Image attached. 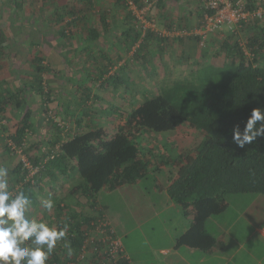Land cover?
<instances>
[{"label": "trees", "instance_id": "16d2710c", "mask_svg": "<svg viewBox=\"0 0 264 264\" xmlns=\"http://www.w3.org/2000/svg\"><path fill=\"white\" fill-rule=\"evenodd\" d=\"M17 1L1 0L0 4L14 8L17 6ZM54 1L44 0L49 7H53ZM135 1L141 2L140 0ZM244 1L249 9L257 4L252 0ZM116 3L122 4L123 0H116ZM142 4L143 6L139 9L144 14L149 11L148 8L152 4L154 5L152 2L146 4L145 0ZM258 4L264 5V2H258ZM93 6L94 0H82L80 6H72L74 8L67 9L66 16L69 14L71 16L59 29V36L65 38L66 41L70 39L73 31L67 29L66 26L78 21H85L84 19L87 20V15L93 10ZM75 10L79 13L76 14ZM130 10L124 19H118L114 13L111 15V21L115 27H124L121 30L124 37V48L128 50L137 43L138 38L144 40L147 34H149L148 37L152 36V40L148 39L151 40L148 44L164 45L163 38L165 37H157L158 33L151 31L150 28L145 30L144 36L141 35V25H132L131 23L136 17L132 9ZM202 11L201 8V17ZM22 13V15L20 12L16 14L23 20L28 19L25 16L30 13L26 11ZM104 19L103 13L100 22L108 28ZM201 20L200 18L197 28H201ZM19 26L16 25L17 28ZM240 27L248 29L246 43L241 44L239 41H235L237 27L230 29L232 42L223 41L221 43L226 56L229 57L226 64L206 63L193 70L192 76L175 79L170 87L163 88L160 93L153 94L136 106H130V109L114 108L111 101L107 102L108 109L102 108L100 111L118 113L115 131L112 134H109L103 126L94 121L96 109L91 106L90 98L97 99L98 93L92 94L91 88L104 87L108 95L111 92L110 99L114 101V97L118 98L120 94L114 90L113 92L112 86L105 85V81L108 77H115L113 86L123 85V76H119L120 71L109 75L107 73L108 64H113L110 61L108 64L103 63L92 68L79 69V73L84 72L87 76L91 75L90 78L85 75L86 81L80 75H77L80 78L72 77L74 86L81 90L82 98V100L78 99L80 109L82 108L80 110L82 116L80 117L79 113L76 116L71 115L76 117L72 124L76 125L77 130L73 131L70 127L63 133V129L55 122V119L62 118L58 115L62 114V111L56 109V113L49 116L48 122L55 127L57 135L55 134L48 147L44 148L39 156L20 153L34 166H39L37 173L33 178L25 179L28 170L23 168L20 154L16 167L13 171L11 170V174L15 177L13 182L15 185H21L20 191H24L30 199L36 198L35 188H47V193L50 195L48 199H52L55 204L53 210L56 226L61 227L65 222L70 226L67 239L73 249L72 255H67L63 242H58L47 264H90L91 262V264H98L103 259L105 260L103 253L108 248L109 239L115 237L120 239V237L115 233L107 218L104 206L97 201V193L103 188L115 190L125 184L140 182L149 171L158 172L164 165H167L165 168H168L169 172L166 191L170 200L178 204L185 215L190 213L192 216L188 229L177 238V246L182 245L202 251L212 249L217 240L206 229V222L209 217L225 211L228 205L225 199L226 194L264 195V137L258 138L257 141L246 145L243 149L232 142L234 127L238 125L242 131L252 109H264V23L256 19L254 22L244 23ZM220 29L214 32L216 33ZM182 30L177 26H172L169 31L181 32ZM88 31L91 35L87 37L89 40L97 37L98 33L95 28H90ZM193 33L189 35L196 37L201 55L204 56L207 50L205 46L207 38L205 45L201 46L199 44L200 35L196 32ZM176 35L180 37V34ZM176 35L174 34V36ZM14 40H16L15 36L6 37L4 31L0 29V55L5 46H8V42ZM66 41L64 40V43ZM144 45L147 44L141 45L143 50L146 47ZM33 46L39 48L42 43ZM142 48H137L135 54H141ZM64 53L66 54V51H63L62 54ZM141 56L143 55L141 54ZM90 57L96 58V55L90 52ZM105 58L108 57L105 56ZM54 63V60L48 63L41 52L35 53L32 58L34 81L30 86L35 87L37 92L42 94L41 100H44V104L48 102L50 96L47 83L44 81V74L47 72L59 76L55 66H52ZM93 70L94 74L90 73ZM128 79L132 81L131 78L128 77ZM21 88L22 86L15 88L17 91L12 92L11 90L4 91L5 89L0 86V112L8 104L24 108L23 91L25 88ZM132 90L131 88V94ZM41 103L43 104V102ZM60 103H62V109L70 113L73 101L60 99ZM74 103L76 102L74 101ZM71 111L76 112L75 110ZM30 118V111H24L13 134L7 132V125L0 113V132L5 139L4 149L6 151L13 152L8 144L7 138H10L15 146L23 152L25 132L31 126ZM81 121L84 122L85 127H81ZM184 123L202 135V139L192 151L178 152L176 156L170 157L157 152V150L154 153L151 148L146 151L142 149L143 146L139 142L140 139H144L145 134L169 132ZM66 136L68 138L63 140ZM56 145L59 146L55 148ZM52 149L56 151L50 158ZM46 157L48 159L44 162ZM44 175L50 176L51 183L56 182L60 177L78 179L72 190L68 191L74 201L73 206L69 205V202L54 197L53 193L57 192L55 185L50 183L49 186L44 187L42 181ZM154 182L156 186L161 187L162 183L157 177ZM82 196L85 197L87 207L82 209V204L80 210L74 208L77 199H81ZM120 254L121 258L116 264H127L123 253Z\"/></svg>", "mask_w": 264, "mask_h": 264}, {"label": "rangeland", "instance_id": "374dc122", "mask_svg": "<svg viewBox=\"0 0 264 264\" xmlns=\"http://www.w3.org/2000/svg\"><path fill=\"white\" fill-rule=\"evenodd\" d=\"M140 1L123 0L122 4L114 5L113 0H94L93 10L87 15V20L84 19L85 21H78L77 23L66 26L67 29H72L73 31L70 39L67 41L65 38L59 36L58 31L63 26L66 18L71 16L70 14L66 16L67 9L74 8L72 6H80L82 0H55L54 5H52L54 8L49 7L48 3L44 2V0H18L16 2L17 6L14 8L9 7V5L2 6L0 4V29L5 28L7 37L15 36L17 40L19 39L21 41L22 52L19 57H21L22 61L15 64V66L21 69L27 67L29 63L28 59L33 58L35 53L38 54V52H41L49 63L50 61H55V59L52 58L50 60L45 51L48 52L51 47L58 49L57 54L61 53V51H66V54L62 55L63 58L61 60L65 68L61 71V75L64 76V88L63 96L60 95L62 96V100L70 99L73 101L71 110L78 111L80 109L78 101L75 100H82L80 97L81 90L74 86L73 81L71 82V80L66 79L71 76L78 78L77 75H80L86 81V74L84 72L79 73V69L86 67L92 68L103 63L108 64L111 61L113 64H108L107 73L112 75L119 70V76H123L122 80L124 84L121 86L117 84L114 87L116 78L108 77L106 78L105 85L112 86V91L118 92L117 94H120V96L118 98L114 97V101H112L110 99L111 92L108 95L104 87H96V89L91 86L92 94L98 93V98H90L91 100H89L91 101V106H94L96 109L94 121L98 125L103 126L109 134H112L115 131V122L118 120V113H104L100 111L102 108L108 109L107 102L111 101L114 108L130 109V106H136L153 94L160 93L163 88L170 87L175 79L192 76L193 70L200 68L206 63L223 65L229 61V57L226 56L225 49L221 47L220 43L221 41L226 42L224 40L225 38L214 42L215 40L212 39L216 36L215 32L207 37L205 45L207 48L206 54L202 57L200 53L196 60H192L191 57H187L186 55L179 57V53L176 52L175 48L171 47L165 51L159 49L154 44H148L152 40V36L148 37L149 34L145 36L144 40L138 38L137 43L126 50L123 44L124 37L121 32L124 27H115L111 21V15L113 14V10H115L114 15L118 19H124L127 16V12L132 9L130 7L131 5L136 6L137 10L143 6V0ZM145 1L146 4L154 3L153 0ZM262 2L264 0H259V3ZM23 11L30 13V15L25 16L29 20H23L22 17L19 18L17 16L18 12L22 15ZM77 13L79 12L76 11ZM103 13L108 28L104 27L103 23L100 22V17ZM131 16L133 17L132 14ZM135 17L134 21H131L132 25L136 24L140 26L142 20L144 23L154 21L155 30L153 31L158 33L157 37H162L159 34L162 27L161 18L158 13L149 10L145 14L137 13ZM16 25L20 26L17 28ZM90 28H95L98 33L97 37L93 40L87 38L91 36L88 31ZM227 31H231L230 28L223 26L219 30V33H226ZM248 34V29L237 27L235 41H239L241 44L246 43ZM230 38L227 41L232 42L233 39L231 40ZM62 40H65L66 43L61 44L60 41ZM40 43H42V46L39 48L33 46L39 45ZM143 43L147 44L144 45V47L146 46L144 50L141 47ZM177 43L179 44V42ZM17 48L18 45L16 48H11L10 51H15ZM137 48H142L143 53L141 52V54L143 56L141 54H135ZM90 52L95 54L96 58H91ZM103 55L104 57L102 58ZM105 56L108 58H105ZM67 62L68 65H65ZM52 66H55V63ZM90 73L94 74V70L93 72L90 71ZM87 77L90 78L91 75ZM18 78L14 76L12 82L20 85L22 81ZM131 88L133 89L132 94ZM39 103L35 102L34 105L38 104L39 106ZM51 105L48 104V107L43 109L41 113V118L45 121V124L38 126L35 124L33 130L31 129L24 137V144L22 145L23 152L21 153L25 155L29 154L30 156H39L44 151L43 149L47 148L48 144H50L49 137L53 135L51 133L55 128L49 126L47 122L49 116L56 113L57 103L52 102ZM71 110L64 117L66 121L63 118L60 119L67 124L68 128L71 127L69 122H72L70 116L75 113ZM81 127H85L82 121ZM75 130L77 129L75 128ZM7 132L11 133L12 131L7 130ZM201 139L202 135L198 131L188 126L187 123H184L172 132L147 133L144 135V139H140L139 143L145 151L151 148L154 153L157 150L159 153L174 157L178 152L192 151ZM2 140L0 149H3L1 145L4 146L5 139L3 138ZM7 154L9 158L0 156V166H6V163H9L8 165H15L19 161V153L15 151L11 153L8 151ZM9 159L11 162H8ZM168 173V168L165 167L158 172L151 170L140 182L133 185L125 184L115 190L103 188L96 195L97 201L104 206V212L110 220L115 233L121 239L122 253L126 258L127 264H160L158 248L163 243L167 244L169 236L175 231V224L177 225L175 209L170 208L162 212L161 209L165 204L166 195L162 191L154 190L155 178L157 177L162 184H166L168 182ZM14 178V175L10 174L8 180ZM77 180V178L60 177L56 182L51 183L50 176L44 175L42 177L44 187L46 188L50 183L55 185L57 192L53 193L54 197L64 202H69L71 206H73L74 201L69 196L68 191L72 190ZM15 186H17L16 190L21 189V185L16 184ZM47 190V188L45 191L43 189H34L36 198L31 199L32 204L26 215L30 219L35 218L48 223L50 226H56L54 210L47 212L42 208V200L48 199L50 196ZM73 198L75 199L76 197ZM225 199L228 202L227 208L221 213V216L217 215L214 217L223 224L230 223L236 216L240 215L241 217L237 219L235 226L227 236L235 235L237 240L244 244L243 248L239 249L234 258L229 260L227 264H264V238L257 232L253 233L251 226L248 224L250 222L257 227L264 226V195L228 193ZM85 202V197L82 196L81 199H77L74 208H79L80 210V206L83 204L82 209H85L87 207ZM43 215L44 218H42ZM207 230L208 232L214 233V228L208 224ZM251 232L252 235H250ZM214 234L218 236V233L215 232ZM230 239L231 237L227 241L232 242ZM231 247L232 245L229 244L227 252H229ZM187 258L189 259V256Z\"/></svg>", "mask_w": 264, "mask_h": 264}, {"label": "crops", "instance_id": "0c3cea01", "mask_svg": "<svg viewBox=\"0 0 264 264\" xmlns=\"http://www.w3.org/2000/svg\"><path fill=\"white\" fill-rule=\"evenodd\" d=\"M153 1H154V5L152 4L149 8L148 7L147 8L151 11L158 13V15L160 16L162 29L160 30L161 33L160 32L159 33L165 37L163 38L165 46L161 44L160 46H158V48L166 51L167 49L169 50V48L172 47L176 49L177 53H179V57H184V55H186L187 57H191L192 60H196L199 57V54L201 53V51L198 47L196 37L193 36L194 33L192 36L189 34L192 33V31L197 30L198 29L197 27L199 26V20L201 18V8H200L198 0H153ZM252 1L256 3L259 2V0H252ZM113 4L114 5L117 4L116 0H113ZM114 11L115 10H113V13ZM67 19L68 18H66V20ZM172 26H177L181 30L186 29L190 32L188 33V35H180V37H177L179 35L175 34L176 36H174V33L169 31L170 27ZM4 29L2 28V30L4 31L7 37L8 35ZM215 35L216 36L212 39V40H215L214 42H216L217 40L221 38L223 39L225 38L224 40L227 41V39L230 38L231 33L230 31H227V33H219L218 31L215 33ZM60 42L61 44H64V40ZM177 42H179V44ZM220 43H222V41ZM17 45H18V48L15 51L14 50L10 51L11 48H14V47L16 48ZM154 45L156 46V44ZM21 46H22L21 41H19V39L18 40L16 39L14 41L8 42V46H5L4 51L1 53L0 55V86L5 89L4 91L11 90L12 92L14 91L16 92L17 90L15 88H19L21 86H22L21 89L25 88L23 91L24 92L23 94L24 108L23 109L17 108L14 104H8L1 110L2 112L0 113L4 117L5 125H7L8 131L10 130L12 131L11 133L14 134L15 129L17 128V125L19 124L23 116V112L26 110H29L30 117H31L30 118L31 126L26 130L25 132V136H26L30 132L31 129L33 130L35 124L37 126L45 124V121H43L41 118V115H42L41 113H42V110L45 109V107H48V104L52 106L51 105L52 102L57 103L56 109H59L62 111V114H58V115L60 117L62 116L63 119L65 115L67 114V112L62 109V106H61L62 103H60V99L63 96L62 93H63V88H64L63 86L64 76L61 75L62 74L61 71L65 68L64 63H61V60L63 58L62 55H65V53L62 54L63 53L62 51L61 53L57 54L58 49H55L56 47H51V49L48 50V52L45 51V53L47 54V57L50 60L52 58L55 59V70L57 71V75L59 76H54L53 74H50L47 72L44 74V81L45 83H47L48 90L50 91L49 100L48 102L44 104V100H41V98L43 97L42 94L38 93L35 87L30 86L32 81H34L33 79L34 71L32 69V58L28 59L29 63L27 67H25L24 69H21L15 66L16 63H19V61H22L21 57H19V55L22 52ZM65 65H68V62ZM14 76H16V78L19 77L18 79L22 81L21 82L22 84L17 85L14 82H12V80L14 79ZM72 77L73 76L68 77V79L66 80H71ZM78 78L80 77L78 76ZM55 81L56 82L58 81V83H56ZM75 101H78V100H75ZM35 102L37 103L43 102V104L39 103V106L38 104H36L37 105L36 107V105H34ZM80 110H82V108L76 111L74 113V116H76L78 113L80 114L81 113ZM79 116L81 117L82 114H80ZM70 118L73 121L75 120L76 117L70 116ZM47 124H49V126L51 127L53 126L52 124H50V122H47ZM70 124H71V128L74 131L75 128H77L76 125L72 124V122H70ZM175 130H172V131H175ZM51 134L53 135L49 137L50 141L53 140L56 134V129H54V131ZM2 135L3 134L0 132V143L3 142ZM1 146L3 147V149H0V156L4 158H9L7 157L8 151L6 152L3 145ZM8 162H11L10 159L8 160ZM17 163L18 162H16L15 165H8L9 163H6V166H3L8 169V177L13 171L14 167H16ZM166 166L167 165H164L162 166V168ZM13 180L14 179L9 180V183H10L9 191L12 193L19 192L21 189L16 190L17 186H15V183L13 182ZM167 185H168V182L166 184H161V187H158L156 186V184H154V190H159L165 193L166 201L161 211L163 212L170 208H174L176 212L178 227L175 224V231L169 236L167 244L163 243L161 246H159L158 248V253L160 256L159 263L160 264H214V262H216L218 259L216 264H227L229 260L234 258L235 254H237V251H239V249L243 248L244 246L243 242L237 240L235 235L227 236V234L235 226L237 219H239L241 216L238 215L230 223H223V224L221 223V221L217 220L216 217L214 216H211L207 219L206 229H207V224H208L214 228V233L215 232L218 233V236H215L214 233L210 232L213 236H215L217 240L216 244L210 250L202 251V250H198V249L187 247V246H182V245L177 246L176 240L181 234H183L188 229L192 216L190 215V213L185 215L181 207L175 202L170 200L167 194V191H166ZM218 216H221V213L218 214ZM248 224L249 226H251L253 233L257 232L264 238V226L257 227L256 225H252L250 222ZM250 235H252V232L250 233ZM229 237H231L230 240L232 242L227 241ZM229 244H231L232 247L230 248L229 252H227V249H228L227 247L229 246ZM187 256H189V259L187 258Z\"/></svg>", "mask_w": 264, "mask_h": 264}, {"label": "clouds", "instance_id": "9594fccd", "mask_svg": "<svg viewBox=\"0 0 264 264\" xmlns=\"http://www.w3.org/2000/svg\"><path fill=\"white\" fill-rule=\"evenodd\" d=\"M264 137V109L253 108L243 130H232V142L243 149ZM31 199L24 191H9L8 169L0 166V264H47L58 242H63L67 255L73 249L68 241L69 224L50 226L44 221L28 218ZM42 208L51 212L52 199H44Z\"/></svg>", "mask_w": 264, "mask_h": 264}, {"label": "built area", "instance_id": "2783aa9c", "mask_svg": "<svg viewBox=\"0 0 264 264\" xmlns=\"http://www.w3.org/2000/svg\"><path fill=\"white\" fill-rule=\"evenodd\" d=\"M198 2L203 10L201 17L202 26L201 28L199 27L197 30L192 31V33L196 32L200 35L199 44L201 46L205 45V40L210 33L220 29L223 26H227L230 29L236 28L240 27L244 23L254 22L256 19L264 23V5H260L258 3L255 4V7L249 9L246 7V2L244 0H198ZM131 8L135 16H137V13L143 14V11L140 9L137 10L134 5H131ZM141 22L142 36H144L145 30L148 28L155 30L154 21L144 23L142 20ZM189 32L190 31L187 30H182L181 32L172 31V33L180 35H188ZM160 35L163 36L162 34ZM55 122L61 129H63V133L68 129L67 124L60 119H55ZM67 138L68 136L64 137L63 140H66ZM7 139L11 149L20 154L21 149L17 148L10 138ZM58 146L59 145H56L55 148ZM55 151L56 150L52 149L50 158L53 157V152ZM46 159H48V157L44 159V162ZM20 160L23 162V168L28 170L25 179L28 180L33 178L37 173L39 166H34L24 155L20 156ZM121 252V240L117 237L111 240L109 239L108 248L103 253L105 260L103 259V261H100L98 264H116L121 258Z\"/></svg>", "mask_w": 264, "mask_h": 264}]
</instances>
